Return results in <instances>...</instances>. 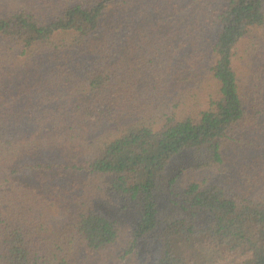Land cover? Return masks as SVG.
<instances>
[{
	"label": "trees",
	"instance_id": "16d2710c",
	"mask_svg": "<svg viewBox=\"0 0 264 264\" xmlns=\"http://www.w3.org/2000/svg\"><path fill=\"white\" fill-rule=\"evenodd\" d=\"M0 264H264V0H0Z\"/></svg>",
	"mask_w": 264,
	"mask_h": 264
}]
</instances>
